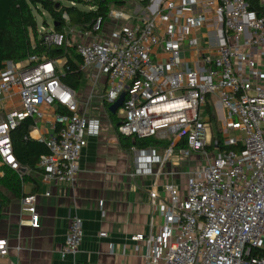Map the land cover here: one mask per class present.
Wrapping results in <instances>:
<instances>
[{
	"label": "built area",
	"instance_id": "obj_1",
	"mask_svg": "<svg viewBox=\"0 0 264 264\" xmlns=\"http://www.w3.org/2000/svg\"><path fill=\"white\" fill-rule=\"evenodd\" d=\"M132 19L112 28L98 20L93 30L107 31L93 40L68 25L61 31L41 25L38 32L45 45H75L93 79L105 75L103 102L126 92L118 133L171 140L159 151L130 147V175L153 179L148 195L156 216L147 233L131 236L141 264H264L258 252L264 251V0H150ZM58 62L36 54L3 61L0 164L20 177L29 173L13 153L10 132L26 117H42V107L60 106L68 113L55 112L58 127L43 139L47 151L36 166L44 182L74 185L81 150L99 136L100 119L79 111L75 91L56 74ZM14 96L21 108L8 107ZM207 96L223 134L221 150L209 112L200 113ZM181 139L185 147H176ZM192 153L204 162L186 171L183 186L155 187L173 157ZM20 211L30 227H39L34 195L20 198ZM82 239V219L72 215L60 256L75 254ZM9 248L0 236V257Z\"/></svg>",
	"mask_w": 264,
	"mask_h": 264
},
{
	"label": "crops",
	"instance_id": "obj_2",
	"mask_svg": "<svg viewBox=\"0 0 264 264\" xmlns=\"http://www.w3.org/2000/svg\"><path fill=\"white\" fill-rule=\"evenodd\" d=\"M132 21L131 17L127 25ZM81 68L83 78L75 91L79 111L100 119L99 136L89 138L82 148L74 185L44 182L37 166L28 168L30 172L24 174L27 179L22 191L36 198L39 227L28 225L27 215L20 211V197L6 193L10 202L2 208L0 236L7 239L10 248L6 256L0 257V264H141L143 261L141 253L134 249L131 236L147 233L151 217L156 216L148 195L153 179L147 175H130L134 169L133 154L130 148L122 146L108 117L110 104L105 106L101 98L106 87L105 75L93 79L89 71L82 65ZM207 100L208 111L210 97ZM17 101V97H12L8 107L21 108ZM42 110V117H29L32 126L28 136L37 141L53 135L58 127L55 107L44 106ZM174 160V164L179 163ZM167 168H163L155 186L158 189L161 182L177 178L168 174L174 168ZM72 215L82 219L83 239L75 254L62 258L59 251ZM102 231L105 236L99 235ZM110 244L114 245L112 252ZM16 246L22 249L17 250Z\"/></svg>",
	"mask_w": 264,
	"mask_h": 264
},
{
	"label": "trees",
	"instance_id": "obj_3",
	"mask_svg": "<svg viewBox=\"0 0 264 264\" xmlns=\"http://www.w3.org/2000/svg\"><path fill=\"white\" fill-rule=\"evenodd\" d=\"M141 8L146 7L150 0H137ZM125 0H69L67 5L57 0H0V67L3 61H23L30 55H44L48 59H59L63 62L56 64V74L60 81L74 91L80 87L83 78L81 68L82 62L80 55L75 51V45L49 46L43 44L39 37L38 23L36 13L40 15L47 13L51 18L53 29L61 31L63 26L68 25L80 29L91 30L99 20L100 26L107 20L110 11V5L122 6ZM84 5L85 9L79 7ZM66 14L67 20L63 18ZM46 27H49L45 20ZM208 97V96H207ZM106 105L105 102H103ZM56 112L68 113L65 108L55 106ZM209 122L213 129V138L219 142L218 149L224 147L222 144L223 134L220 130V124L209 110ZM108 117L117 132V126L122 117L116 113L108 111ZM32 121L29 117L23 119L10 132L13 153L17 161L27 168L34 169L40 154L47 151L44 141L30 139L28 133L31 129ZM118 133V132H117ZM119 140L123 147L132 146L144 148L153 146L168 147L170 139H160L154 136L137 137L135 135L126 136L118 133ZM185 147L183 139L179 140L176 147ZM213 147H210V149ZM0 170L3 175L0 176V218L2 208L10 202L6 193L14 197L24 196L22 187L26 181V176L20 177L18 173L5 165L0 164ZM264 253V251H258Z\"/></svg>",
	"mask_w": 264,
	"mask_h": 264
},
{
	"label": "rangeland",
	"instance_id": "obj_4",
	"mask_svg": "<svg viewBox=\"0 0 264 264\" xmlns=\"http://www.w3.org/2000/svg\"><path fill=\"white\" fill-rule=\"evenodd\" d=\"M60 1L62 4L67 5L69 3V0H57ZM88 1V0H87ZM80 8L85 9L84 5H79ZM141 6H139V4L137 3V0H125V4L122 6H114V5H110V11H109V16L107 18V20L104 22V24L109 27H119V26H125L127 25V21H129V19H131V17L138 15L141 12ZM36 19H37V23H38V28L41 25H45V20L48 22L49 26H51V18L50 16L43 12L42 15H40L39 13H36ZM80 29V28H79ZM82 33L87 32L88 34L84 35L83 39L86 40H93V39H98L99 37L103 36L107 29H105L104 31H98V33H93V31L90 30H86V29H80ZM88 38V39H87ZM62 60H59L58 65H61ZM200 113L202 115H206L208 113V111H206V108H202L200 110ZM219 123V121H218ZM211 124L213 123H209V125L211 126ZM220 124V123H219ZM213 128V127H211ZM160 149H165L166 147L163 146H159ZM210 152H214V150H209ZM174 159H179L177 157H174ZM171 159V160H174ZM174 161H169L165 167H168L167 169H171L172 167L174 169H176V167L174 165L180 166V175H176L174 177L175 178V182L180 183L181 186H183L184 184V176L186 171L190 168H193L194 166L200 165L204 162V160L202 159L201 156H199L196 153H192L189 157H185L182 159L178 160V164H174ZM179 168V167H178Z\"/></svg>",
	"mask_w": 264,
	"mask_h": 264
},
{
	"label": "water",
	"instance_id": "obj_5",
	"mask_svg": "<svg viewBox=\"0 0 264 264\" xmlns=\"http://www.w3.org/2000/svg\"><path fill=\"white\" fill-rule=\"evenodd\" d=\"M125 95H126V92L122 91L120 95L118 96V98L108 106V111L111 113H116L118 109L121 107L125 99ZM215 146L219 147L218 141H215Z\"/></svg>",
	"mask_w": 264,
	"mask_h": 264
}]
</instances>
